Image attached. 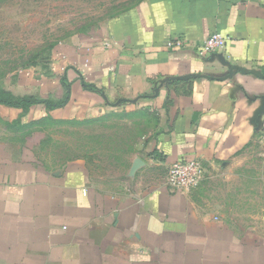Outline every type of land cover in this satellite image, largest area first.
<instances>
[{
	"label": "crops",
	"instance_id": "0c3cea01",
	"mask_svg": "<svg viewBox=\"0 0 264 264\" xmlns=\"http://www.w3.org/2000/svg\"><path fill=\"white\" fill-rule=\"evenodd\" d=\"M214 33L228 38L226 48L200 55ZM177 40L187 46L166 47ZM41 66L17 81V96L38 104L0 105L2 116L145 113L154 121L146 158L168 174L178 161L201 160L203 183L207 171L235 167L261 144L264 0H142L60 43ZM203 192L166 183L110 195L85 160L50 168L32 145L0 139V264H264V239L201 210Z\"/></svg>",
	"mask_w": 264,
	"mask_h": 264
},
{
	"label": "rangeland",
	"instance_id": "374dc122",
	"mask_svg": "<svg viewBox=\"0 0 264 264\" xmlns=\"http://www.w3.org/2000/svg\"><path fill=\"white\" fill-rule=\"evenodd\" d=\"M142 0H0V105L18 101V77L48 64L54 48L67 39L88 36ZM39 65V66H37ZM42 67V66H41ZM8 96V98H6ZM5 106V105H3ZM17 109V108H16ZM153 119L120 112L92 120L27 122L0 114V139L16 147L32 145L50 168L85 160L94 183L116 196L138 195L167 183L168 171L146 158L145 138ZM199 207L237 233L264 239V148L258 144L241 164L212 168Z\"/></svg>",
	"mask_w": 264,
	"mask_h": 264
},
{
	"label": "built area",
	"instance_id": "2783aa9c",
	"mask_svg": "<svg viewBox=\"0 0 264 264\" xmlns=\"http://www.w3.org/2000/svg\"><path fill=\"white\" fill-rule=\"evenodd\" d=\"M228 38L221 33H214L206 39L199 47L198 52L202 56L211 55L226 48ZM183 40L169 41L166 45L168 49L176 50L186 47ZM260 143L264 148V133L260 137ZM206 169L201 160L178 161L170 166L168 174V187L172 191L189 192L198 188L204 181Z\"/></svg>",
	"mask_w": 264,
	"mask_h": 264
},
{
	"label": "trees",
	"instance_id": "16d2710c",
	"mask_svg": "<svg viewBox=\"0 0 264 264\" xmlns=\"http://www.w3.org/2000/svg\"><path fill=\"white\" fill-rule=\"evenodd\" d=\"M10 96L7 95L6 98H8ZM9 101L3 102L2 104L5 106H9V107H13V108H22L24 110H27L28 108H30V106L34 105V104H38V102L34 99H20L18 101H12L10 99H8Z\"/></svg>",
	"mask_w": 264,
	"mask_h": 264
}]
</instances>
